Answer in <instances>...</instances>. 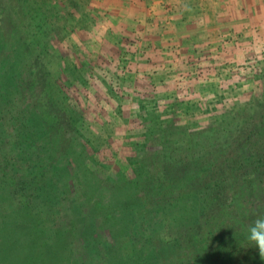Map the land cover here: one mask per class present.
<instances>
[{"label":"trees","instance_id":"trees-1","mask_svg":"<svg viewBox=\"0 0 264 264\" xmlns=\"http://www.w3.org/2000/svg\"><path fill=\"white\" fill-rule=\"evenodd\" d=\"M18 11L0 6V264H264L247 241L264 215V67L259 92L209 126L174 121L180 105L146 111L108 185L55 55L29 49L45 17Z\"/></svg>","mask_w":264,"mask_h":264},{"label":"rangeland","instance_id":"rangeland-1","mask_svg":"<svg viewBox=\"0 0 264 264\" xmlns=\"http://www.w3.org/2000/svg\"><path fill=\"white\" fill-rule=\"evenodd\" d=\"M155 2L164 10L162 16L150 10ZM181 2L191 5L176 6ZM209 3L0 0L1 8L10 16L19 10L18 18H30L26 15L30 10L45 17L49 30L46 34L33 30L30 41L40 46L29 49L42 54L45 43L48 54L55 55L47 69L63 71L56 83L66 96L64 102L87 121L90 128L83 134L98 149L93 158L99 169L90 167L108 185L116 183V174L133 154L132 141L142 130L140 117H147L143 115L146 111L164 113L180 105L174 121L190 128L195 124L206 127L210 119H217L234 104L247 102L259 92L264 43L258 38L263 33L249 32L250 38L236 41L242 43L236 46L230 38H211L208 29L180 28L186 18L207 14ZM213 11L217 13L218 8ZM40 60L44 64L42 57ZM85 146L90 147L89 143ZM30 231H25L29 241ZM22 256L33 257V252ZM13 262L38 264V258L18 257ZM45 263L55 261L48 257Z\"/></svg>","mask_w":264,"mask_h":264},{"label":"crops","instance_id":"crops-1","mask_svg":"<svg viewBox=\"0 0 264 264\" xmlns=\"http://www.w3.org/2000/svg\"><path fill=\"white\" fill-rule=\"evenodd\" d=\"M165 1V0H164ZM167 1V0H166ZM170 1V0H169ZM213 2L209 0V9L207 14L202 16L194 15L192 19H180L181 29L184 30H195V31H206L209 30L210 37L215 39L229 38L234 41L236 46L242 43L238 40H247L250 38L249 32L253 33L258 31L260 39L264 43V0H216ZM181 2L176 6L182 5L188 7L189 2ZM194 4V2H193ZM192 4V5H193ZM191 5V4H190ZM189 5V6H190ZM218 8V12H214L213 8ZM151 11L154 10L153 15L162 16L164 10L155 2L152 5ZM222 11L223 13H219ZM115 22V21H114ZM254 38V35H253Z\"/></svg>","mask_w":264,"mask_h":264},{"label":"clouds","instance_id":"clouds-1","mask_svg":"<svg viewBox=\"0 0 264 264\" xmlns=\"http://www.w3.org/2000/svg\"><path fill=\"white\" fill-rule=\"evenodd\" d=\"M247 241L250 247L258 250L259 257L264 260V215L253 219L247 227Z\"/></svg>","mask_w":264,"mask_h":264}]
</instances>
